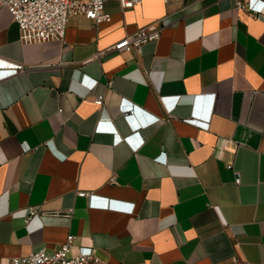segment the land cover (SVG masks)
<instances>
[{
	"label": "crops",
	"instance_id": "1",
	"mask_svg": "<svg viewBox=\"0 0 264 264\" xmlns=\"http://www.w3.org/2000/svg\"><path fill=\"white\" fill-rule=\"evenodd\" d=\"M105 10L109 22L71 15L63 40L27 44L0 7V59L22 65L0 67V264L69 234L72 253L96 247L107 264H264V11ZM161 20L158 42L107 51ZM122 99L139 107L134 124ZM148 114L161 120L139 126ZM134 132L140 147L116 142Z\"/></svg>",
	"mask_w": 264,
	"mask_h": 264
},
{
	"label": "built area",
	"instance_id": "2",
	"mask_svg": "<svg viewBox=\"0 0 264 264\" xmlns=\"http://www.w3.org/2000/svg\"><path fill=\"white\" fill-rule=\"evenodd\" d=\"M106 0H0V7L6 6L11 12L14 20L18 24L20 39L23 43H43L51 40H63L71 15H85L95 24L109 22L112 15L105 10ZM122 7L131 8L141 3L142 0H118ZM264 0H234L236 9L249 11L255 15H260L264 11L262 7ZM160 22V23H159ZM165 20L155 21L149 25L142 26L132 33L117 41L107 51H141L142 47L151 42H158L161 38L162 28L165 26ZM2 46L0 36V48ZM106 51L99 53L97 57L103 55ZM0 67H8L16 70L22 69V65L0 59ZM84 81L92 89L97 80L85 77ZM94 103L98 107H103L105 95L98 94L94 98ZM120 109L127 114L128 121L131 123L133 117L139 112V107L127 99H122ZM148 117V118H146ZM161 117L148 114L139 122V126H147L159 122ZM134 124V123H133ZM138 132L127 136L115 134L116 142L126 141L134 148L140 147L144 139L140 138L134 142V137ZM28 150V145H23ZM228 168L235 173V182L240 184L241 173L234 169L232 162L227 163ZM79 195L87 196L88 191H78ZM37 211L29 208L26 221L28 222ZM75 235L69 234L64 242L53 250H49L45 244L40 245L30 254L13 257L8 264H107L97 254L96 247H91L87 252L72 253V246L75 241Z\"/></svg>",
	"mask_w": 264,
	"mask_h": 264
}]
</instances>
